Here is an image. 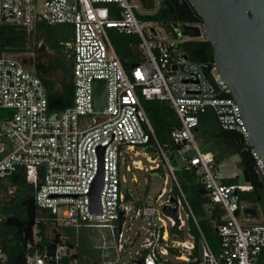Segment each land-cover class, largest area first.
I'll return each instance as SVG.
<instances>
[{"label": "built area", "instance_id": "built-area-1", "mask_svg": "<svg viewBox=\"0 0 264 264\" xmlns=\"http://www.w3.org/2000/svg\"><path fill=\"white\" fill-rule=\"evenodd\" d=\"M140 8L131 0H0V25L29 35L39 22L74 30L65 44L73 62V104L61 112L51 111L48 89L33 66L10 53L0 55V225L16 193L11 181L16 173L34 185L38 209L23 262H11L0 245V264H91L82 253L84 230L93 232L99 264H264L263 218L248 217L252 207L240 199L256 187L228 183L242 168L228 159L218 162L197 137L201 115L213 110L223 129L241 134L264 185V160L253 149L232 88L216 64L208 70V63L192 60L185 48L208 41L206 25L187 23L171 36L160 24L142 22L138 14L150 13ZM186 26L198 28L200 36L186 34ZM113 30L137 38L131 44L140 60L134 68L125 66ZM96 80L107 81L104 111L95 110ZM153 100L177 113L181 125L171 136L178 159L201 178L211 198L206 211H221L213 218L219 252L188 200L169 148L158 139L144 105ZM101 173V212L96 213L91 193ZM156 177L164 186L150 201ZM142 178L147 195L138 197L130 184L138 188Z\"/></svg>", "mask_w": 264, "mask_h": 264}, {"label": "trees", "instance_id": "trees-1", "mask_svg": "<svg viewBox=\"0 0 264 264\" xmlns=\"http://www.w3.org/2000/svg\"><path fill=\"white\" fill-rule=\"evenodd\" d=\"M172 12V7L164 4L160 11L148 17L161 22L163 27L170 26L174 29L184 27L187 23L202 21L201 16L194 9V13L189 18L184 19V22L178 26L176 23L177 18L174 17ZM172 23H175L174 26ZM73 35V26L69 24L50 25L46 22H39L32 35L13 25H0V55L7 52L17 56L30 52L29 45L32 38H36L35 47L40 42L43 43L37 49V51H41V54L36 57L33 65H31L48 89L50 109L53 112H61L73 104V62L64 55L65 44L73 40ZM112 38L119 55L124 60L125 66L129 68L132 64H138L140 60L136 54L137 50L131 45L133 41L137 42V38L118 32L114 33ZM185 48L194 61L200 63L213 61V50L209 41H192L186 44ZM46 49L51 50L53 55L46 54ZM24 62L26 65H30L26 61ZM144 105L158 139L164 146L173 151L172 158L175 159L177 149L173 145L171 134L176 127L181 125L177 113L168 103L159 100L144 101ZM197 137L202 149L205 152H214L218 162L229 159L233 154H244L245 160L239 163L243 170L242 175L227 182L252 184L256 187L253 193H241L240 199L244 203L252 202L254 205L250 206L258 212L260 208L264 221V185L255 171L254 158L250 151L246 149L247 145L241 134L223 129L214 111L209 110L201 115ZM178 176L184 190L192 196V207L195 213L204 217L201 220V225L205 234L213 248L219 252L221 240L213 225V218L215 215H221V211L216 212L215 215H211L206 211L205 205L211 202V198L207 195L201 178L195 171H188L184 168L178 171ZM11 181L16 188V193L4 209L6 219L0 225V245L11 262L22 263L25 256V244L33 234L38 209L35 203V187L27 181L25 175L22 172L16 173L11 177ZM46 230L47 225L44 224L42 233L45 234ZM87 231H85L86 233L83 231L81 236L82 253L92 261L91 264H99L101 259L94 256V252L99 251L92 248L91 234L93 232L88 231V233ZM193 232L197 233L195 227H193Z\"/></svg>", "mask_w": 264, "mask_h": 264}, {"label": "water", "instance_id": "water-1", "mask_svg": "<svg viewBox=\"0 0 264 264\" xmlns=\"http://www.w3.org/2000/svg\"><path fill=\"white\" fill-rule=\"evenodd\" d=\"M206 25L208 41L216 64L232 88L233 98L242 108L250 131L253 149L264 160V0H189ZM146 10L156 5L144 4ZM184 32L200 36L198 28L186 26ZM135 65H132L134 68ZM96 111H104L108 101L106 80L94 82ZM241 161L245 160L243 153ZM103 173L94 184L91 198L94 212H101L100 195ZM166 213L177 216V210L166 208ZM250 218H257L255 208L246 210ZM123 221V220H122ZM133 264H143L134 261Z\"/></svg>", "mask_w": 264, "mask_h": 264}, {"label": "rangeland", "instance_id": "rangeland-1", "mask_svg": "<svg viewBox=\"0 0 264 264\" xmlns=\"http://www.w3.org/2000/svg\"><path fill=\"white\" fill-rule=\"evenodd\" d=\"M135 2V1H134ZM135 3H137V2H135ZM138 12H143L144 11V9H143V7H141L139 10H137ZM138 18L142 21V22H153L154 24H160V25H162L163 26V24L161 23V22H158V21H156V20H153V19H150L148 16H145V15H141V14H138ZM158 26V25H157ZM156 26V27H157ZM164 28H166V31H167V33L169 34V35H171V36H175V31H176V29H174L173 27H170V26H165ZM114 33H117V31L116 30H113L112 32H111V35L113 36V34ZM36 46V38H32V40H31V42H30V45H29V49H31L30 50V52H28V53H25V54H21V55H17L18 56V58H20L21 60H24V61H26L27 63H29L30 64V66H32L33 65V63H34V60L36 59V57H38L40 54H41V51L39 52V51H37V49L40 47L39 45H37V47H35ZM46 54H50V55H53V52L51 51V50H47L46 49ZM64 55H65V57L67 58V59H69V57H68V52H67V48H65L64 49ZM32 64V65H31ZM32 68H34V67H32ZM149 115V114H148ZM167 150V153H168V155L169 156H171L172 157V155H174V153H173V151L172 150H170V149H166ZM228 160H230V161H232V162H234V163H236L237 164V166L239 167L240 165H239V163H240V161H241V158H240V154L239 153H237V154H233ZM172 162H173V164L178 168V171H180V170H183L184 168H185V162H183V161H181V160H179L178 159V154H177V156H175V159H173L172 158ZM163 183H164V181H163V179L162 178H160V177H156L155 179H154V182H153V185H152V187H151V189H150V191L148 192V195H147V190H146V182H145V180H144V178H142L141 179V185L137 188V187H135V185H133V184H130V188L132 189V191L134 192V194L136 195V196H143V197H145L146 195L148 196V198H149V200L150 201H153L154 199H155V197L158 195V193L162 190V188H163ZM170 187H171V185H170ZM186 192V191H185ZM186 195H187V197H188V200H189V202H190V204H191V206H192V196H191V194L189 193V192H186ZM247 204L248 205H254L252 202H247ZM260 207V206H259ZM193 208V207H192ZM194 210V209H193ZM258 214H259V217H258V219H262L263 218V213H262V210L259 208V212H258ZM185 216V215H184ZM197 216H198V218H199V220L201 221L204 217H202V216H200V215H198L197 214ZM66 231V230H65ZM85 231H87V230H84V232ZM89 231V230H88ZM87 231V232H88ZM136 231V230H135ZM86 233V232H85ZM89 233V232H88ZM69 234L71 235V232L69 231ZM91 241H93V239L91 238ZM140 244H141V239L138 241V243H137V245L135 246V248H134V251H136V250H139L140 249ZM89 255V254H88ZM86 257H87V255H85ZM90 256V255H89ZM94 256L95 257H97V258H99V259H101L100 257H101V255H100V252H94Z\"/></svg>", "mask_w": 264, "mask_h": 264}, {"label": "flooded vegetation", "instance_id": "flooded-vegetation-1", "mask_svg": "<svg viewBox=\"0 0 264 264\" xmlns=\"http://www.w3.org/2000/svg\"><path fill=\"white\" fill-rule=\"evenodd\" d=\"M133 3L140 5L141 7L144 8V4L147 5H156L155 10H146L150 13V15L157 13L160 11L164 4L170 5L173 10V15L176 17L177 21L176 23L178 26H180L183 22L184 19L189 18L193 13H194V8L192 4L189 2V0H131ZM135 1V2H134ZM175 24V23H174ZM172 23V25L174 26Z\"/></svg>", "mask_w": 264, "mask_h": 264}]
</instances>
